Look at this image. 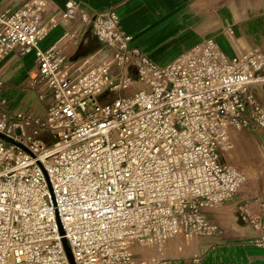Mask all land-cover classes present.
Returning a JSON list of instances; mask_svg holds the SVG:
<instances>
[{
	"label": "built area",
	"instance_id": "1",
	"mask_svg": "<svg viewBox=\"0 0 264 264\" xmlns=\"http://www.w3.org/2000/svg\"><path fill=\"white\" fill-rule=\"evenodd\" d=\"M73 19L104 45L78 71L67 60L76 32L39 47ZM130 41L114 7L25 0L0 10V59L34 50L26 86L47 101L44 116L0 112V133L14 140L0 136V264H70L56 210L77 264H173L158 252L168 240L222 234L210 212L248 179L226 160L231 129L264 128L252 89L264 82V51L228 57L207 38L160 65ZM239 209L264 248L262 214Z\"/></svg>",
	"mask_w": 264,
	"mask_h": 264
},
{
	"label": "crops",
	"instance_id": "2",
	"mask_svg": "<svg viewBox=\"0 0 264 264\" xmlns=\"http://www.w3.org/2000/svg\"><path fill=\"white\" fill-rule=\"evenodd\" d=\"M25 0H0V10L14 9ZM68 0H48L52 7L64 8ZM90 14L115 8L123 29L138 47L156 63L166 65L204 39L213 38L228 56L258 48L264 51V0H77ZM76 32L78 42L71 45L68 62L75 71L84 67L93 54L104 47L92 26L80 19L57 25L39 41L41 49L68 44ZM36 70L35 51L23 56L12 53L0 59V112L29 110L44 116L47 101L26 86ZM264 105V82L252 86ZM5 103L2 104V101ZM233 148L226 160L244 170L248 179L232 201L210 212L219 223L221 235L178 236L168 240L161 253L173 264H185L199 256V264H264V248L250 242L258 231L240 216V206L264 220V128L251 125L231 129Z\"/></svg>",
	"mask_w": 264,
	"mask_h": 264
},
{
	"label": "water",
	"instance_id": "3",
	"mask_svg": "<svg viewBox=\"0 0 264 264\" xmlns=\"http://www.w3.org/2000/svg\"><path fill=\"white\" fill-rule=\"evenodd\" d=\"M17 132L20 133V130H18ZM0 136H2L3 138H5V139H7L9 141H14L12 138H10V137L2 134V133H0ZM39 164L42 166V164L40 162H39ZM42 168H43V166H42ZM43 171H44V173H45V175L47 177L48 183H49V188H50V191H51L53 203L56 205V201H55V198H54L52 186H51V183L49 181V176H48V174H47V172L45 171L44 168H43ZM56 218H57V223H58V227H59V232L62 235V243L64 245L68 260H69L70 264H77V262L75 260V257H74V254H73V251H72L71 244H70L68 238L65 236V230H64L63 224L61 222V218H60L59 212L57 210H56Z\"/></svg>",
	"mask_w": 264,
	"mask_h": 264
},
{
	"label": "trees",
	"instance_id": "4",
	"mask_svg": "<svg viewBox=\"0 0 264 264\" xmlns=\"http://www.w3.org/2000/svg\"><path fill=\"white\" fill-rule=\"evenodd\" d=\"M41 138L46 140V141H49V136L47 134H42Z\"/></svg>",
	"mask_w": 264,
	"mask_h": 264
},
{
	"label": "rangeland",
	"instance_id": "5",
	"mask_svg": "<svg viewBox=\"0 0 264 264\" xmlns=\"http://www.w3.org/2000/svg\"><path fill=\"white\" fill-rule=\"evenodd\" d=\"M111 98H112V97L108 96V97H106V99H104V100H105V101H110ZM153 251H155V250H153ZM158 252L160 253L161 251H158Z\"/></svg>",
	"mask_w": 264,
	"mask_h": 264
}]
</instances>
